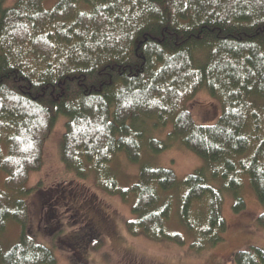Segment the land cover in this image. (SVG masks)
Masks as SVG:
<instances>
[{
  "label": "trees",
  "instance_id": "1",
  "mask_svg": "<svg viewBox=\"0 0 264 264\" xmlns=\"http://www.w3.org/2000/svg\"><path fill=\"white\" fill-rule=\"evenodd\" d=\"M6 1L0 0V234L9 221L22 233L7 252L0 242V264H57L29 233L25 197L41 187L26 183L42 168L45 141L61 116L64 162L81 177L88 164L107 192L134 196L135 218L127 225L135 236L184 245L181 233L166 228L172 190L180 192V220L197 251L224 241V191L235 198L234 212H242L245 177L264 204V0H59L50 9L46 0L9 7ZM203 90L221 106L214 124H197L189 108ZM169 125V138L205 165L180 189L172 169L150 164L130 188H117L108 166L118 153L139 162L144 133ZM147 145L154 153L168 148L153 138ZM257 223L264 229V212ZM233 260L264 264V249L237 250Z\"/></svg>",
  "mask_w": 264,
  "mask_h": 264
},
{
  "label": "rangeland",
  "instance_id": "2",
  "mask_svg": "<svg viewBox=\"0 0 264 264\" xmlns=\"http://www.w3.org/2000/svg\"><path fill=\"white\" fill-rule=\"evenodd\" d=\"M16 1L7 0L5 5L12 6ZM58 1L46 0L45 7L50 9ZM189 108L197 124H214L221 114L219 102L205 90L199 92L190 101ZM65 124L64 116L59 117L54 123L43 147V166L40 170L31 172L26 183L29 188H37L38 185L41 187L25 197L30 206L29 233L39 243L51 249L57 264H235L233 255L237 250L247 249L250 246L264 249V229L257 223V218L264 212V204L258 201L245 177H242V191H240L246 203L245 210L235 213L233 210L235 198L233 199L231 193L224 191L223 215L228 228L223 242L215 246H207L202 251L191 247L193 236L180 220L178 199L180 192L174 190L166 193L174 197L172 215L166 228L171 233H181L184 237V245L169 241L157 242L142 235L131 234L127 222L135 218L132 211L134 196L130 195L124 199L120 195L107 192L99 184L102 179L100 174L93 170L92 173L88 172L90 167L88 164L84 168L85 173L87 172L86 177L78 176L67 166L61 152L66 131ZM152 127L144 133L139 162H131L124 152H120L115 161L109 164L108 170L111 172L109 176L115 177L117 188H130L138 181L142 166L150 164L172 169L178 179L177 188L180 189V183L188 174L205 165L204 160L189 151L182 142L169 138L172 125L158 129ZM152 138L165 142L168 148L160 153L152 152L147 145L148 140ZM4 179L5 175L0 173L2 189H4ZM218 183L222 185L221 182ZM61 192L62 195L72 192L75 195L73 211L62 199L56 201ZM78 207L81 212L76 211ZM42 217L44 220L49 217L51 221L41 223ZM106 218L114 221L115 230L107 229ZM50 222L54 226L60 223L61 225L58 229L46 231L44 226L49 225ZM92 226L94 230L98 227L103 233L100 241L95 243L90 240L94 236L90 228ZM21 233L22 226L15 221H9L5 231L0 234L4 252L19 242ZM75 239L82 240L79 241L81 247L75 246L79 252L73 249L72 256L69 244Z\"/></svg>",
  "mask_w": 264,
  "mask_h": 264
},
{
  "label": "flooded vegetation",
  "instance_id": "3",
  "mask_svg": "<svg viewBox=\"0 0 264 264\" xmlns=\"http://www.w3.org/2000/svg\"><path fill=\"white\" fill-rule=\"evenodd\" d=\"M61 197V198H60ZM59 199H62L64 202H65V205H68V206H70L69 207V209H71L72 211H73V199H75V195L73 194V192L72 193H70V194H64V195H59L58 197H57V202H58V200ZM76 211L77 212H81V209H80V207H78L77 209H76ZM44 215H45V212H44ZM43 215V216H44ZM51 221V219L49 218V217H47L45 220H44V217H42V221H41V223H44V222H48V221ZM105 222H106V224H107V229H109V230H115L114 229V221L113 220H111L110 218H106L105 219ZM56 224H58V222L56 223ZM88 224H94V223H88ZM88 224H87V226H88ZM59 225H61V223L60 224H58L57 226H54V225H52V222H50V224L49 225H45L44 226V228H45V230L47 231V230H49V229H51L50 231H53V230H55V229H58L60 226ZM41 226V225H40ZM91 229H92V231H93V237L90 239V240H92V242L93 243H95L96 241H100V237L101 236H103V233H101L100 231H99V229H98V227H96V229L94 230V228H93V226L92 227H90ZM79 241H82L81 239H75V241L73 242V241H71L70 242V244H69V246L71 247V253H72V256H73V249L75 250V251H77V252H79V249H77L76 247H81V243L79 242ZM73 245H74V248H73ZM76 246V247H75ZM76 257V256H75Z\"/></svg>",
  "mask_w": 264,
  "mask_h": 264
},
{
  "label": "bare ground",
  "instance_id": "4",
  "mask_svg": "<svg viewBox=\"0 0 264 264\" xmlns=\"http://www.w3.org/2000/svg\"><path fill=\"white\" fill-rule=\"evenodd\" d=\"M160 30V29H159ZM136 39V38H135ZM204 49H205V47H204ZM183 69V68H182ZM155 131V130H154ZM133 160V159H132ZM137 160V159H136ZM214 171V170H213ZM241 172V171H240ZM113 183V182H112ZM183 207V206H182Z\"/></svg>",
  "mask_w": 264,
  "mask_h": 264
}]
</instances>
